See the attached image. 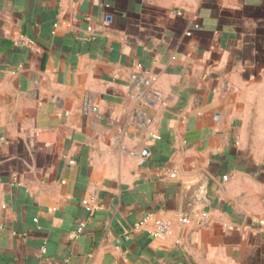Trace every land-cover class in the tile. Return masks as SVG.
<instances>
[{"label":"crops","instance_id":"obj_1","mask_svg":"<svg viewBox=\"0 0 264 264\" xmlns=\"http://www.w3.org/2000/svg\"><path fill=\"white\" fill-rule=\"evenodd\" d=\"M0 264H264V0H0Z\"/></svg>","mask_w":264,"mask_h":264},{"label":"built area","instance_id":"obj_2","mask_svg":"<svg viewBox=\"0 0 264 264\" xmlns=\"http://www.w3.org/2000/svg\"><path fill=\"white\" fill-rule=\"evenodd\" d=\"M223 179L227 180V176H223ZM82 203L84 204V206L87 209H89V210L91 209V207L89 206V200L85 199V200L82 201ZM195 216L200 218V221L203 222V223L209 219L207 212L203 211V210L199 211V212L196 211L195 212ZM181 221L183 223H187V222H189V217L188 216H184V217H182ZM142 223H143V221L139 222L138 225H140ZM168 229H169V223L168 222H166L164 220H157L156 224H155V227H154V230L152 231V234H153V236H156V237H162V236H164L167 233Z\"/></svg>","mask_w":264,"mask_h":264},{"label":"water","instance_id":"obj_3","mask_svg":"<svg viewBox=\"0 0 264 264\" xmlns=\"http://www.w3.org/2000/svg\"><path fill=\"white\" fill-rule=\"evenodd\" d=\"M205 198L204 194L200 192H196V190L190 188L184 195L182 201V211L183 213H189V211L196 205L204 204Z\"/></svg>","mask_w":264,"mask_h":264}]
</instances>
